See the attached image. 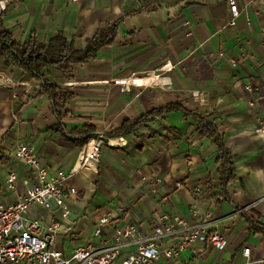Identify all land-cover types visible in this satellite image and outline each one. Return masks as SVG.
<instances>
[{
	"label": "crops",
	"instance_id": "1",
	"mask_svg": "<svg viewBox=\"0 0 264 264\" xmlns=\"http://www.w3.org/2000/svg\"><path fill=\"white\" fill-rule=\"evenodd\" d=\"M237 1L241 14L235 27L227 26L228 0H24L3 14L0 21L18 43L36 36L47 44L61 33L84 47L98 31L118 23L115 43L95 59L68 73L48 72V83L71 96L60 109L66 130L110 133L155 109L180 104L212 121L232 153L235 179L225 187L217 146L199 136L198 123L182 112L123 136L125 146L104 143L99 164L82 168L68 182L77 190L68 201L75 224L67 236L70 247L92 240L97 221L108 213L119 217L120 226L136 223L149 233L156 214L180 215L193 224L197 207L203 214L213 211L227 249L202 247L197 256L189 251L159 264H242L244 247L254 259L264 258V236L251 231L244 217L264 223V138L254 134L264 120V97L256 90L264 87V0ZM148 4L157 9L139 11ZM218 51L237 66L218 62ZM165 65V76L159 75ZM11 71L0 70L21 83L18 90L0 88L4 205L23 194V181L31 177L15 158L18 145H33L46 166L65 172L75 167L82 149L57 129L49 96L20 70ZM11 171L18 174L14 191L6 186ZM36 212L50 221L47 211ZM106 231L111 234L113 227Z\"/></svg>",
	"mask_w": 264,
	"mask_h": 264
},
{
	"label": "built area",
	"instance_id": "2",
	"mask_svg": "<svg viewBox=\"0 0 264 264\" xmlns=\"http://www.w3.org/2000/svg\"><path fill=\"white\" fill-rule=\"evenodd\" d=\"M23 1L0 0V19L10 7ZM66 1L77 3L79 0ZM228 4L231 18L227 26L235 27L241 10L237 0H228ZM216 58L232 68L238 64L225 51H218ZM165 67L160 69L159 75H165ZM20 85L9 74L0 73L1 89L18 90ZM248 90L253 91L252 88ZM256 90L264 97V87ZM14 119L18 121L17 116ZM254 134L264 138V120L258 122ZM104 140L109 146H114L113 139L106 138L103 133L96 135L81 149L75 167L69 172L46 166L31 144L17 146L15 158L29 168L31 177L23 181L24 192L14 203L4 205L0 193V264H159L162 259L178 260L189 251L197 256L202 254V247L220 252L227 249L228 240L213 211L203 214L197 207L192 209L193 224L180 215L156 214L149 233L136 223L120 226L119 217L108 213L97 221L92 240L75 242L70 247L67 236L75 224L68 201L77 195V190L68 182L82 168L99 164ZM115 140L119 141L120 147L127 144L124 137ZM17 182L18 174L11 171L6 181L7 189L14 191ZM177 186L182 187L181 183ZM202 194V189L195 191L196 196ZM36 209L50 213V221H44V215H38ZM118 212H125L124 205L118 207ZM108 226L113 227L111 234L106 231ZM242 256V264H264V258L252 257L250 247L242 249Z\"/></svg>",
	"mask_w": 264,
	"mask_h": 264
},
{
	"label": "trees",
	"instance_id": "3",
	"mask_svg": "<svg viewBox=\"0 0 264 264\" xmlns=\"http://www.w3.org/2000/svg\"><path fill=\"white\" fill-rule=\"evenodd\" d=\"M156 9L157 7L148 4L139 11ZM117 32L118 23L98 31L94 37L87 40L84 47L78 44L75 39L69 40L61 33L51 37L47 44L39 42L36 36H32L25 43H18L14 40L10 30L6 29L0 21V70H9L10 73L11 69L20 70L25 81L34 82L39 91L47 94L58 119L57 129L62 131L77 147L83 148L98 134L92 127L76 131L66 130L62 123L64 116L60 109L61 104H66L71 100V96L63 93L59 86L48 83L46 77L50 69L68 73L72 71L74 65L84 64L95 59L102 48L115 43ZM174 112H182L186 117L195 120L199 125L197 129L199 136L213 140L219 152L218 160L223 165L224 185L227 187L235 179V166L232 153L226 146L217 126L201 114L187 111L180 104H169L163 108L155 109L149 114L135 121H127L119 129L103 133V135L110 139L127 136L137 131L142 125ZM103 143H107V141L104 140ZM244 217L251 231L264 236V223L248 215H244Z\"/></svg>",
	"mask_w": 264,
	"mask_h": 264
},
{
	"label": "bare ground",
	"instance_id": "4",
	"mask_svg": "<svg viewBox=\"0 0 264 264\" xmlns=\"http://www.w3.org/2000/svg\"><path fill=\"white\" fill-rule=\"evenodd\" d=\"M112 145H114V146H119V141H117V140L113 139V140H112ZM92 146H93V144H92ZM92 146H91V148H90V149H92ZM89 167H91V168H93V169H94V165H93V164H90V166H89Z\"/></svg>",
	"mask_w": 264,
	"mask_h": 264
},
{
	"label": "rangeland",
	"instance_id": "5",
	"mask_svg": "<svg viewBox=\"0 0 264 264\" xmlns=\"http://www.w3.org/2000/svg\"><path fill=\"white\" fill-rule=\"evenodd\" d=\"M165 76V75H164ZM104 144H102V146H103ZM102 146H101V148H102ZM100 160H101V153H100Z\"/></svg>",
	"mask_w": 264,
	"mask_h": 264
}]
</instances>
